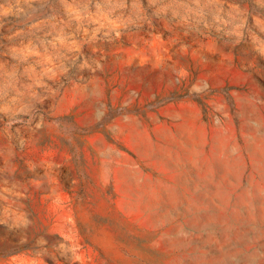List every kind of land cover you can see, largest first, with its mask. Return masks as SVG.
I'll list each match as a JSON object with an SVG mask.
<instances>
[{
	"label": "rangeland",
	"instance_id": "rangeland-1",
	"mask_svg": "<svg viewBox=\"0 0 264 264\" xmlns=\"http://www.w3.org/2000/svg\"><path fill=\"white\" fill-rule=\"evenodd\" d=\"M0 264H264V0H0Z\"/></svg>",
	"mask_w": 264,
	"mask_h": 264
}]
</instances>
